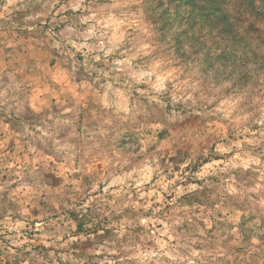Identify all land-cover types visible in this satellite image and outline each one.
I'll list each match as a JSON object with an SVG mask.
<instances>
[{
	"label": "rangeland",
	"instance_id": "obj_1",
	"mask_svg": "<svg viewBox=\"0 0 264 264\" xmlns=\"http://www.w3.org/2000/svg\"><path fill=\"white\" fill-rule=\"evenodd\" d=\"M178 1L143 3L146 19L154 26L153 40L163 54L212 72L213 79L220 69L231 67L234 87L245 89L253 75L264 70V13L256 24L260 27L257 33L252 31L256 27H249L246 38L240 41L230 35L232 40L228 43L223 40L229 35L220 34L219 28H202L198 24L185 28L182 14L187 9L176 7ZM8 2L0 0V93L7 90L8 95H13L14 89H18L21 93L31 91L35 96L66 84L75 99L79 94L75 85L97 75L95 71L89 74L87 64L104 67L103 53H99L101 61H92L91 56L96 53H91L86 64L83 51L69 41L83 43V37L77 33L95 24L94 20L83 21V17L90 15L88 9L96 10L111 0H19L16 7L5 9ZM97 42L95 37L88 40L89 44ZM225 45V53L218 58ZM108 59H112L111 53ZM71 72L75 73V82L70 80ZM103 82L102 78L98 83ZM0 99L6 100L7 96ZM164 101L163 107L154 102L156 111L149 119L164 118L165 113L171 116L173 111L180 113L175 120L164 119L165 126L157 131L158 145H153L162 153L160 175L165 183L163 187L156 183L160 176L146 168L148 176L141 185L142 191L137 193L135 187H130L129 192L135 203H146L147 209L130 205L121 214L113 213L111 219L119 222L124 216H142L158 229L171 225L178 233L198 238L196 250L212 253L215 260L209 257L211 264H264V124L259 122L258 114L250 115V107L241 110L238 106L230 115L218 119L194 114L183 106V101L173 104L167 94ZM9 103H0V220L10 209L13 220L19 219L25 210L18 201L24 198L22 193L35 186L30 175L32 165L28 163L34 157L29 149L30 145L40 147V142L30 134L36 132L40 114L23 106L18 111ZM53 111H57L55 106ZM75 115L82 119V112ZM174 134L179 137L176 143L169 139ZM135 135L128 131L121 140L131 141ZM43 176L53 185L59 182L50 172ZM127 196L125 193L124 198ZM162 202L160 212L153 213L152 209ZM38 204L26 208L35 217L28 221L30 229L21 230L20 239L26 238V243L13 245L7 237L15 233L0 225V264H24L26 259L29 264H42L38 257L49 259L52 253L58 257L69 251L83 264H110L115 259L110 250L113 242L120 244L128 239L127 234L118 239L113 229L105 227L111 220L107 216L100 220L99 213H93L91 208L81 214L62 205L57 211L55 205L43 199ZM61 216L64 220L71 218L74 226L67 225ZM65 227L72 230L63 232ZM133 231L142 234L143 225ZM48 233H63L64 240L71 235L73 242L67 248L56 247L62 241ZM8 247H13L14 252H9Z\"/></svg>",
	"mask_w": 264,
	"mask_h": 264
},
{
	"label": "clouds",
	"instance_id": "obj_2",
	"mask_svg": "<svg viewBox=\"0 0 264 264\" xmlns=\"http://www.w3.org/2000/svg\"><path fill=\"white\" fill-rule=\"evenodd\" d=\"M18 2L9 0L4 7H16ZM143 3L144 0H111L96 10L88 9L90 15L83 17V21L94 20L95 24L77 33L83 37V43L77 44L73 40L69 43L83 51L86 64L93 52L96 54L91 60L101 61L99 53L102 52L104 67L87 64L89 74L95 71L97 75L81 79V84L75 85L79 89L75 99L66 84L40 91L35 96L31 91L21 93L18 89H14L13 95H8L7 90L0 93V97L7 96L6 100L0 99V103L11 101L9 107L15 106L19 111L23 106L40 114L36 132L30 133L40 142V147L30 145L34 159L28 161L32 165L30 175L35 186L30 192L21 194L24 198L18 202L25 210L19 219L13 220L10 209L0 220L4 229L15 233L7 237L13 245L27 242L26 238L20 239L21 230L30 229L32 225L28 221L35 217L26 208L38 207V201L43 199L47 204L55 205L57 211L61 210V205L81 214L91 208L93 213H99L100 220L106 216L111 220L105 227L113 229L118 239L127 234L126 242H113L110 250L115 259L110 264H211L208 258L215 260L212 253L196 250L200 243L198 238L178 233L171 225L158 229L142 216L135 219L124 216L119 222L111 218L113 213L121 214L130 205L147 209L146 203H135L129 192L130 187H135L137 193L142 191L141 185L146 183L148 176L146 168L160 176L156 183L162 187L165 183L160 175L163 172L159 163L162 153L153 145H158L157 131L165 126L164 119L175 120L180 113L173 111L171 116L165 113L164 118L149 119L156 111L154 102L163 107L167 94L173 104L183 101V106L194 114L212 115L218 119L230 115L238 106L241 110L250 107L249 114H258L259 122L264 124V70L255 73L246 88L240 90L239 85L234 87L235 74L231 67L220 69L213 79L212 72L206 73L199 66L164 55L153 40L154 26L146 19ZM113 20L117 22L112 24ZM90 37H95L98 42L89 44ZM102 78L104 82L98 83ZM70 80L75 82L74 72L70 73ZM69 104L73 105L71 109ZM53 106L57 111H53ZM76 112H82V119L75 115ZM128 131L134 132L135 138L121 140ZM169 139L176 143L179 137L174 134ZM44 172L58 177L59 182L49 183ZM125 193H128L126 199ZM163 203L154 207L153 213L160 212ZM60 219L64 220V217ZM64 221L74 226L71 218ZM138 225H143L142 234L133 231ZM71 230L65 227L63 232ZM46 235L62 241L56 247L67 248L73 242L71 235L67 240L63 239V233ZM8 251L14 252V248L8 247ZM37 259L42 264H64L65 261L83 264L71 251L58 257L52 253L49 259ZM24 264H29V260L26 259Z\"/></svg>",
	"mask_w": 264,
	"mask_h": 264
},
{
	"label": "trees",
	"instance_id": "obj_3",
	"mask_svg": "<svg viewBox=\"0 0 264 264\" xmlns=\"http://www.w3.org/2000/svg\"><path fill=\"white\" fill-rule=\"evenodd\" d=\"M175 6L187 9V12L182 14L187 23L185 28L193 24H198L202 28H219L220 34L229 35L225 37L227 40H223L228 43L232 40L230 35L236 37L234 39L239 37L240 41L246 38L249 27H256L252 31L257 33L260 27L257 28L256 24L260 21V15L264 13V0H179ZM244 24L246 26H243ZM234 27L241 29L234 30ZM226 46L223 52L217 55L218 58L225 53Z\"/></svg>",
	"mask_w": 264,
	"mask_h": 264
}]
</instances>
